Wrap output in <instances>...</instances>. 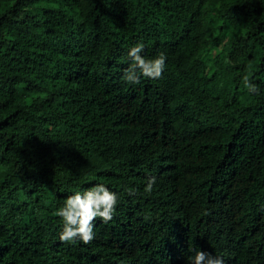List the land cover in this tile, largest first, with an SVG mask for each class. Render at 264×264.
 Returning a JSON list of instances; mask_svg holds the SVG:
<instances>
[{"label": "trees", "instance_id": "obj_1", "mask_svg": "<svg viewBox=\"0 0 264 264\" xmlns=\"http://www.w3.org/2000/svg\"><path fill=\"white\" fill-rule=\"evenodd\" d=\"M137 43L160 78L123 79ZM96 183L113 218L60 241L57 209ZM195 250L264 264V0H0V264Z\"/></svg>", "mask_w": 264, "mask_h": 264}, {"label": "clouds", "instance_id": "obj_2", "mask_svg": "<svg viewBox=\"0 0 264 264\" xmlns=\"http://www.w3.org/2000/svg\"><path fill=\"white\" fill-rule=\"evenodd\" d=\"M144 50L142 43L131 46L127 51L130 59L129 66L124 70L123 79L129 84L140 83L141 77L158 79L165 68L166 56L164 53L146 58L141 53ZM247 91L258 94V87L247 77L244 78ZM156 184V177H149L145 185V193L150 194ZM129 195L135 190L127 189ZM117 194L110 191L103 183H96L83 193L76 192L69 195L62 207L57 209V215L63 220V229L59 235L62 242L81 241L90 244L94 239V223L97 219L108 222L113 218ZM219 226V225H218ZM188 264H224L222 257L212 256L204 251L195 250L187 257Z\"/></svg>", "mask_w": 264, "mask_h": 264}]
</instances>
